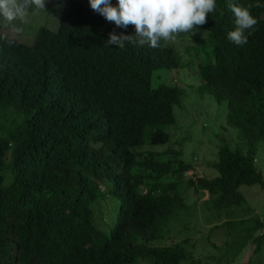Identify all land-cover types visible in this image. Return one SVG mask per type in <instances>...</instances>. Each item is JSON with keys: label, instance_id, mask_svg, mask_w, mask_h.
Masks as SVG:
<instances>
[{"label": "trees", "instance_id": "16d2710c", "mask_svg": "<svg viewBox=\"0 0 264 264\" xmlns=\"http://www.w3.org/2000/svg\"><path fill=\"white\" fill-rule=\"evenodd\" d=\"M59 9L58 28L42 25L32 45L5 35L0 20V264H182L189 255L181 244L146 242L161 239L190 210L188 189L207 192L217 211L244 202L241 186L264 190L256 166L264 141V7L249 9L258 23L243 46L227 39L235 27L228 0H216V11L198 26L210 32L215 59L201 65L200 91L227 102V124L238 128L244 148L224 142L216 174L196 180L182 179L194 168L180 151L168 159L139 151L170 140L166 128L177 122L182 90L154 88L152 78L178 68L179 52L163 40L157 48L107 46L110 32L134 35V26L116 27L88 0ZM10 108L20 120L7 125L2 114ZM110 196L119 209L107 233L92 206ZM263 226L256 217L249 240Z\"/></svg>", "mask_w": 264, "mask_h": 264}, {"label": "rangeland", "instance_id": "374dc122", "mask_svg": "<svg viewBox=\"0 0 264 264\" xmlns=\"http://www.w3.org/2000/svg\"><path fill=\"white\" fill-rule=\"evenodd\" d=\"M64 4L67 0H46L45 11L30 8L24 22L15 20L5 26L1 20L4 34L32 45L42 25L58 28L63 12L56 10V5ZM209 38V31L199 30L164 41L165 46L179 52L180 64L175 69L156 70L152 78L154 88L162 83L176 85L182 90V97L175 109L176 124L166 128L169 142L139 151L143 154L154 151L162 159H168L171 150L180 151V159L194 168L188 175L183 174V180L214 176L212 165L224 142L234 150L244 148L238 128L227 124V102L218 103L212 95L200 91L201 65L215 60ZM2 118H6L3 121L7 125L20 120L12 108L2 114ZM256 158V166L264 177V141L259 143ZM170 179L174 177L166 178ZM106 184V187L112 186V183ZM240 192L244 196L243 203L217 211L205 200L206 192L195 187L188 189L185 198L190 210L173 220L161 239L148 241L147 245L181 244L189 255L182 264H264V226L250 240L247 232L256 217L264 221V190L256 184L241 186ZM92 209L96 226L109 233L117 220L119 201L113 196L101 197ZM137 264L149 263L141 260Z\"/></svg>", "mask_w": 264, "mask_h": 264}, {"label": "clouds", "instance_id": "9594fccd", "mask_svg": "<svg viewBox=\"0 0 264 264\" xmlns=\"http://www.w3.org/2000/svg\"><path fill=\"white\" fill-rule=\"evenodd\" d=\"M88 2L94 12L116 27L127 29L129 25L134 26V35H117L115 31L108 34L107 46L115 45L121 49L126 42L157 48L161 40H173L180 33L195 34L198 26L207 22L206 17L216 11V0H117L116 6L111 4V0ZM45 3L46 0H0V20L5 26L15 20L24 22L30 8L45 11ZM252 7H264V4L257 2L242 7L234 0H228L235 27L227 33V39L237 46L248 42L245 32L251 35L258 23L249 11ZM219 14L224 15L222 10Z\"/></svg>", "mask_w": 264, "mask_h": 264}, {"label": "crops", "instance_id": "0c3cea01", "mask_svg": "<svg viewBox=\"0 0 264 264\" xmlns=\"http://www.w3.org/2000/svg\"><path fill=\"white\" fill-rule=\"evenodd\" d=\"M205 193V192H204ZM206 198H205V200L207 201L208 199H209V194L206 192Z\"/></svg>", "mask_w": 264, "mask_h": 264}]
</instances>
